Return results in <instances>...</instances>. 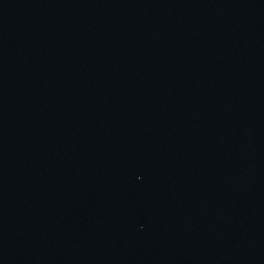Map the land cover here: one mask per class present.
<instances>
[{
	"label": "water",
	"instance_id": "1",
	"mask_svg": "<svg viewBox=\"0 0 264 264\" xmlns=\"http://www.w3.org/2000/svg\"><path fill=\"white\" fill-rule=\"evenodd\" d=\"M0 264H264V0H0Z\"/></svg>",
	"mask_w": 264,
	"mask_h": 264
}]
</instances>
